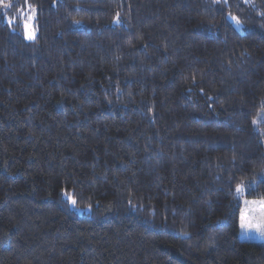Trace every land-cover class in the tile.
I'll use <instances>...</instances> for the list:
<instances>
[{"label": "trees", "instance_id": "trees-1", "mask_svg": "<svg viewBox=\"0 0 264 264\" xmlns=\"http://www.w3.org/2000/svg\"><path fill=\"white\" fill-rule=\"evenodd\" d=\"M243 195L264 0H0V264H264Z\"/></svg>", "mask_w": 264, "mask_h": 264}, {"label": "rangeland", "instance_id": "rangeland-1", "mask_svg": "<svg viewBox=\"0 0 264 264\" xmlns=\"http://www.w3.org/2000/svg\"><path fill=\"white\" fill-rule=\"evenodd\" d=\"M25 21V33L28 39H32L35 34L33 25L34 14L28 10ZM240 195V194H239ZM244 218L246 224L260 225L264 221V198L240 197L239 211V237L242 240L249 241H264V235L256 227H241V218Z\"/></svg>", "mask_w": 264, "mask_h": 264}, {"label": "snow or ice", "instance_id": "snow-or-ice-1", "mask_svg": "<svg viewBox=\"0 0 264 264\" xmlns=\"http://www.w3.org/2000/svg\"><path fill=\"white\" fill-rule=\"evenodd\" d=\"M237 191H240V189H237ZM73 205H75V200L72 201ZM241 227L245 228H251V227H256L258 231H260L261 235H264V221L261 222L260 225H251V224H246L244 218H241Z\"/></svg>", "mask_w": 264, "mask_h": 264}]
</instances>
